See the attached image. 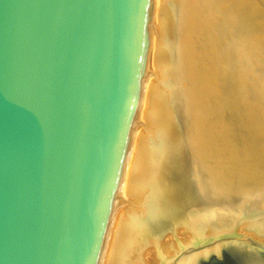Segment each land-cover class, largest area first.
<instances>
[{"label": "water", "instance_id": "obj_1", "mask_svg": "<svg viewBox=\"0 0 264 264\" xmlns=\"http://www.w3.org/2000/svg\"><path fill=\"white\" fill-rule=\"evenodd\" d=\"M151 0H0V264H98ZM264 258V243L244 238ZM208 264H240L225 248Z\"/></svg>", "mask_w": 264, "mask_h": 264}, {"label": "bare ground", "instance_id": "obj_2", "mask_svg": "<svg viewBox=\"0 0 264 264\" xmlns=\"http://www.w3.org/2000/svg\"><path fill=\"white\" fill-rule=\"evenodd\" d=\"M238 221L264 238V0H151L138 106L98 264H145L152 249V264H196L228 238L240 264H264L244 236L224 235ZM177 228L211 238L212 248L161 245Z\"/></svg>", "mask_w": 264, "mask_h": 264}, {"label": "rangeland", "instance_id": "obj_3", "mask_svg": "<svg viewBox=\"0 0 264 264\" xmlns=\"http://www.w3.org/2000/svg\"><path fill=\"white\" fill-rule=\"evenodd\" d=\"M262 211H259V210H257V211H254L253 213H252V215H251V218H256V217H258V216H261L262 215ZM245 215V213H241V215L240 216H244ZM239 221L233 226V228L229 231V232H227V233H225L224 235L226 236V237H231V238H239V237H242V236H244V237H250L251 239H253V240H256V241H260V242H262V243H264V238H262V237H258V236H253L252 234H250V233H248V232H246V231H244L245 229H243V228H240L241 226L239 225ZM238 225V227L239 228H237L236 226ZM237 229V230H236ZM182 232H181V231ZM188 232H189V234H188ZM164 233H170V234H164ZM164 233H162L161 234V236H160V238H161V245H165L167 242H169V241H171V242H173V240H174V245H176V248L178 249V250H180V249H183L185 246H186V244L187 245H190V246H192V248H193V250L196 252H199L203 247H204V249H205V247H206V245L208 246V248H212V246H210L209 244L212 242L211 240V238H195L194 237V235L190 232V231H185V230H183V229H180V228H177L176 229V231L174 232V231H170V230H167V231H165ZM191 233V234H190ZM186 235V236H185ZM191 236V237H187V236ZM163 236V237H162ZM168 236V237H167ZM238 236V237H237ZM189 238V239H188ZM180 239V240H179ZM184 240V241H183ZM185 241H187V242H185ZM227 241H231V239H226L225 241H223L222 243H221V250H220V254H223V251L225 250V248H227V246L225 247L223 244L224 243H226ZM191 242V243H190ZM210 242V243H209ZM190 243V244H189ZM192 244V245H191ZM195 247H197V248H195ZM195 248V249H194ZM207 248V247H206ZM197 249H199V250H197ZM203 249V250H204ZM164 250L166 251V249L164 248ZM153 249L151 250V252H150V255L148 254H146V255H144L145 256V258H144V256H143V258L144 259H146V261L148 260L149 262H146L145 264H152L153 263V260H154V258H155V255H153L154 253H153ZM194 251H193V253H194ZM216 253H218L216 250H214V249H210V250H207V252L205 253V255H203V256H199L198 257V259H197V262H196V264H208V261L210 260V258H214V255L216 254ZM152 254V255H151ZM173 253H169V255H172ZM150 258H149V257ZM153 256V257H152ZM147 257V258H146ZM151 257H152V259H151Z\"/></svg>", "mask_w": 264, "mask_h": 264}]
</instances>
